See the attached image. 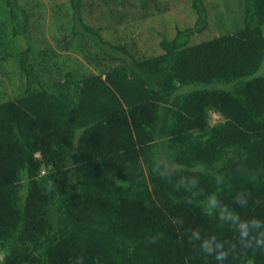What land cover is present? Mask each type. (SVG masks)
<instances>
[{
    "label": "trees",
    "instance_id": "1",
    "mask_svg": "<svg viewBox=\"0 0 264 264\" xmlns=\"http://www.w3.org/2000/svg\"><path fill=\"white\" fill-rule=\"evenodd\" d=\"M1 1L23 82L0 103V264H264V0H234L223 29L203 0L186 20L175 1L166 20L150 0H67L57 43L84 60L48 80L42 29Z\"/></svg>",
    "mask_w": 264,
    "mask_h": 264
},
{
    "label": "rangeland",
    "instance_id": "2",
    "mask_svg": "<svg viewBox=\"0 0 264 264\" xmlns=\"http://www.w3.org/2000/svg\"><path fill=\"white\" fill-rule=\"evenodd\" d=\"M19 1H20L19 4L24 8V10H26V12L28 13H31L32 23L34 21L35 25L38 27V30L42 29L41 30L42 33L35 31L34 34L37 33V37H32L38 39V44H37L38 46H36V49H38L37 57L35 59L36 63L38 62L41 63L43 59L44 61H46L44 68L41 69L43 70V72L39 73L40 77L46 78L47 80L51 78H55V76L60 75L64 71L65 67L70 65L75 67L77 66L76 65L77 63L80 64V62H83L84 58L82 60V57L78 50V46L73 45L72 40H69L70 44L72 45L66 51H63L62 45H60L59 47L57 43L59 40H62L61 38L62 32H59V30L57 29L58 26L56 23L58 22V19L55 17V12L56 9L58 8L57 5H60L61 3L63 4L67 0H19ZM172 1H175V5L173 9L176 12H178L177 10L178 7H181L184 10L181 11L180 14H177L179 15L177 17H180V19L182 20L188 19V17H190L188 10L190 1L187 0H150V4L148 6L149 13L153 15L155 14L156 10L158 12H161V10L163 9L162 7H168V11L163 9L166 11L164 17H166L165 19L167 20L169 16V11L170 9H172L173 6ZM203 1L206 6V9L208 10V15L210 19L218 20L217 28L221 27L223 29V27L225 26L224 23L227 22V25H229L232 20L235 21L239 20L236 18V15L235 16L232 15V13L235 10H237L235 5L233 4L234 0H203ZM1 2H3V4H1L0 6V13H1V17L5 18L7 17L8 14V10H7L8 8L5 6L4 1ZM157 2H162L163 5L161 6L157 5ZM64 10L65 7L62 6L61 12L63 13ZM192 17L195 18V15L192 14ZM65 19H68V16ZM173 19L176 18H172V21ZM36 26L34 27L35 29ZM167 27L170 30L171 27L168 25ZM204 33L195 37L203 38ZM170 34L171 32L169 31L168 35ZM63 38L66 39L67 35H64ZM111 38H109V40L115 42L114 44L119 43L117 39L113 38V36ZM135 38H136L135 41L137 42L134 43L133 46L130 48H135L134 52L137 56L140 54L144 57H147L153 53H156V49H158L157 45L159 43L158 40H153L148 35L145 36L139 35L138 37ZM20 40L22 41V35H20L19 37L17 36L15 42L21 44ZM10 41L11 38H9V45L11 43ZM29 41H34V40H31L29 38ZM9 45L0 44V103L7 100L15 99L17 95V89L19 88L20 84L22 86V82H23V78L20 76L17 66H15L14 64L15 59L8 50ZM55 54H58V56H55ZM85 68L86 71L95 73V69L93 68V66H88ZM209 115H210V120H209L210 125H214L215 123L220 121V117L216 115L214 112H210Z\"/></svg>",
    "mask_w": 264,
    "mask_h": 264
}]
</instances>
